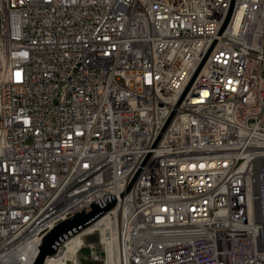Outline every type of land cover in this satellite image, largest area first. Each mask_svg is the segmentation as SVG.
<instances>
[{"label":"built area","instance_id":"obj_1","mask_svg":"<svg viewBox=\"0 0 264 264\" xmlns=\"http://www.w3.org/2000/svg\"><path fill=\"white\" fill-rule=\"evenodd\" d=\"M105 195L66 264H264V0H0V264Z\"/></svg>","mask_w":264,"mask_h":264},{"label":"water","instance_id":"obj_2","mask_svg":"<svg viewBox=\"0 0 264 264\" xmlns=\"http://www.w3.org/2000/svg\"><path fill=\"white\" fill-rule=\"evenodd\" d=\"M116 201L117 199L114 195H105L90 204L91 207L88 209L85 208L82 212H78L74 216L58 223L44 236L39 247V253L33 264H45L49 257L57 254V248L62 241L75 232L88 228L103 214L111 210L115 206Z\"/></svg>","mask_w":264,"mask_h":264},{"label":"bare ground","instance_id":"obj_3","mask_svg":"<svg viewBox=\"0 0 264 264\" xmlns=\"http://www.w3.org/2000/svg\"><path fill=\"white\" fill-rule=\"evenodd\" d=\"M91 247H100V245H104L103 237L101 236V230L88 228L85 229L84 232L79 233L74 236L69 242L66 244V251L62 256L49 258L47 264H58L62 262L66 264V260H69V254L76 253L82 245H87ZM34 257H31L27 254H21L19 259L14 264H33ZM85 261L82 259L77 260L74 264H84Z\"/></svg>","mask_w":264,"mask_h":264},{"label":"rangeland","instance_id":"obj_4","mask_svg":"<svg viewBox=\"0 0 264 264\" xmlns=\"http://www.w3.org/2000/svg\"><path fill=\"white\" fill-rule=\"evenodd\" d=\"M65 251H63L59 256H62ZM58 264H62V262H59Z\"/></svg>","mask_w":264,"mask_h":264}]
</instances>
